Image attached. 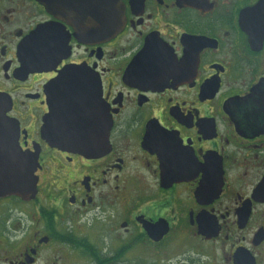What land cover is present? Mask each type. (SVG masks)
Masks as SVG:
<instances>
[{
  "label": "flooded vegetation",
  "instance_id": "1",
  "mask_svg": "<svg viewBox=\"0 0 264 264\" xmlns=\"http://www.w3.org/2000/svg\"><path fill=\"white\" fill-rule=\"evenodd\" d=\"M116 8L0 0V264H264V0Z\"/></svg>",
  "mask_w": 264,
  "mask_h": 264
},
{
  "label": "water",
  "instance_id": "2",
  "mask_svg": "<svg viewBox=\"0 0 264 264\" xmlns=\"http://www.w3.org/2000/svg\"><path fill=\"white\" fill-rule=\"evenodd\" d=\"M107 5H108V24H107V35H111L113 33H115L118 29L119 26L118 24V11L116 10L117 6H119V0H107ZM114 19V20H113ZM71 126H73V124L71 123H65L63 121H60V138H59V143L66 145V146H73V145H77L78 147L81 148L82 151H91V150H95L94 148V144H92V147L88 146L86 143V140H76L74 139V137L72 136V131H69V128H71ZM63 129L67 130L64 131ZM1 192H9V191H13V192H17V190L13 189H0Z\"/></svg>",
  "mask_w": 264,
  "mask_h": 264
}]
</instances>
